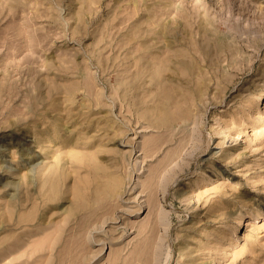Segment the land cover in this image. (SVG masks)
<instances>
[{
    "label": "rangeland",
    "instance_id": "rangeland-1",
    "mask_svg": "<svg viewBox=\"0 0 264 264\" xmlns=\"http://www.w3.org/2000/svg\"><path fill=\"white\" fill-rule=\"evenodd\" d=\"M0 264H264V0H0Z\"/></svg>",
    "mask_w": 264,
    "mask_h": 264
}]
</instances>
